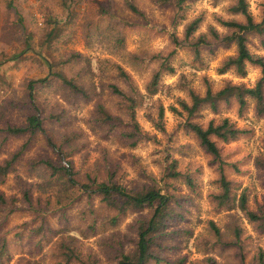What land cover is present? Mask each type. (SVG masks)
Masks as SVG:
<instances>
[{"label":"rangeland","instance_id":"374dc122","mask_svg":"<svg viewBox=\"0 0 264 264\" xmlns=\"http://www.w3.org/2000/svg\"><path fill=\"white\" fill-rule=\"evenodd\" d=\"M128 2L140 13L131 11ZM233 3L0 0V163L27 142L0 181V193L7 198L0 205V237L8 240L10 252L3 264H117L120 253L134 250L136 227L149 209L129 211L110 224L115 212L82 187L89 176L111 178L129 189L155 186L191 194L183 218L171 221L155 237L154 248L164 257L185 256L186 264H203L207 258L213 264H258L260 250L264 256V227L237 207L217 208L212 194L221 190L218 162L186 123L205 125L227 117L247 129L245 135L228 142L217 139V144L232 194L238 197L244 190L249 209L264 214V116L250 98L241 114L234 101L221 103L217 112L204 105L191 117L180 106L181 101L190 102V89L203 95L208 86L216 91L226 82L253 86L261 76L260 68L250 63L243 76L233 69L219 71L223 60L236 54V45L216 41L211 30L220 37L230 32L219 18L244 22L242 14L230 11ZM247 8L259 22L264 0H247ZM194 20L196 26L187 35ZM199 37L207 44H200L196 60L193 42ZM246 38L249 51L264 58V36L248 33ZM22 50L18 59H7ZM55 72L73 78L88 97L73 93ZM154 74L157 91L150 94ZM43 78L49 81L41 82ZM112 85L135 97V146L120 134L133 127L130 102L114 93ZM98 105L120 118L118 125L109 130L100 123ZM33 112L42 131L10 135L3 130L25 125ZM41 160L58 166L70 160L74 182L67 181L65 171L50 175ZM172 161L181 176L191 174L195 189L191 191L184 177L167 176ZM59 230L65 242L68 236L75 238L76 253L67 262L60 255Z\"/></svg>","mask_w":264,"mask_h":264},{"label":"trees","instance_id":"16d2710c","mask_svg":"<svg viewBox=\"0 0 264 264\" xmlns=\"http://www.w3.org/2000/svg\"><path fill=\"white\" fill-rule=\"evenodd\" d=\"M65 1V0H63ZM165 1V0H162ZM176 5H181L185 0H172ZM128 7L131 11L140 13L136 6L128 2ZM230 11L233 13H240L244 16L243 23L237 22L233 19L224 20L219 18L220 24L227 27L230 32L220 37L215 30H211V34L216 41H221L225 45H229L230 42H234L236 45V54L226 57L220 68V72H224L228 69H233L238 75L246 74V64L250 63L257 65L260 68L261 76L256 80L253 86H246L243 83H231L226 82L224 86L216 91H213L209 86L203 95H200L194 90H189L190 102H180L182 110L187 112L188 117L195 115V113L204 105L208 106L213 112L219 110L221 103L231 104L232 101L236 102L238 112L241 114L247 106L248 98L253 99L255 102V109L259 115L264 116V58L252 54L247 46L246 35L248 33H255L264 36V14L259 22H255L248 11L247 0H234V3L230 6ZM197 20H194L189 24L186 34L188 35L196 26ZM50 31L48 34H51ZM264 42V40H263ZM207 44L203 37H199L193 42L194 58L199 59L200 56V44ZM24 50L10 56L9 60L14 61ZM3 62H0V66ZM121 69V68H120ZM121 74L124 76V72L121 69ZM62 84L68 87L73 93L88 97L87 91L73 78L65 76L61 72H55ZM40 81H49L48 78L40 79ZM157 85V74H154L152 80L147 88L148 93L154 94L157 91L155 88ZM29 94L33 90V85H29ZM114 93L124 96L130 103V117L132 119V129L129 131L120 132L126 139H129L130 146H135L138 140L137 131L138 125L134 120L133 106L136 102L134 96H128L122 92L117 86L112 85ZM97 120L107 125L110 130L112 127L118 125L116 122H120V118L108 112L102 105L97 107ZM161 115V112H160ZM187 128L196 136L200 145L210 153L213 158L218 162L219 178L221 190L217 194H212L217 208L231 209L237 207L250 221H259L264 227V214L254 212L249 209L247 204V195L243 190L238 197L232 194L231 180H228L223 172L224 162L221 160V148L217 144V139L221 142H228L230 140L237 139L241 135L247 133L246 128H241L231 122L227 117L215 122L213 119L208 120L205 125L195 121H187ZM42 122L39 120L35 112L27 116L26 124L23 126L13 125L7 126L3 130L10 135H20L25 132L32 134L37 131H42ZM27 146V142H24L20 148L15 150L9 157L5 158L0 163V181L2 178L13 168L15 161L21 156L23 150ZM45 168L50 172V175L59 174L60 172H66L65 177L67 181L74 182V178L70 172L71 161L67 160L66 164L55 165L50 160H41ZM176 164V161H172L170 168L168 169L167 176L173 179H177L181 176L178 170H175L172 166ZM185 181L189 185L191 191L195 189V181L191 174L187 173ZM88 183L82 184L88 193H95L100 197V201L113 210L115 213L110 216L108 221L110 224H117L119 218L124 216L127 212L141 211L143 209H149V216L145 219H141L136 227L137 240L134 250L128 253H120L117 264H149L155 262L156 264H186L187 258L180 256L174 259L166 258L160 252L161 250L155 247V237L160 234L175 219L183 218V210L185 204H192V196L190 193L176 194L165 189L164 192L155 186H146L141 189H129L126 186L118 183L111 178L108 180H97L89 176ZM7 198L0 193V205L6 204ZM212 227L218 234V229L212 224ZM40 227L35 231H40ZM65 228H61L64 230ZM59 230L61 243V257L67 262L76 253L74 246V236H68V241H64L63 233ZM236 237L238 236V228L235 230ZM8 240L5 237H0V264H3L5 260L10 258V252L8 250ZM258 264H264L263 252L260 250L257 256ZM33 264H39V262H33ZM191 264H201L199 262H191ZM203 264H213L212 258L205 259Z\"/></svg>","mask_w":264,"mask_h":264}]
</instances>
